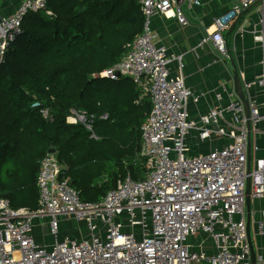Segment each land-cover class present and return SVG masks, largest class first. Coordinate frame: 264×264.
<instances>
[{"label":"built area","instance_id":"obj_1","mask_svg":"<svg viewBox=\"0 0 264 264\" xmlns=\"http://www.w3.org/2000/svg\"><path fill=\"white\" fill-rule=\"evenodd\" d=\"M136 1L144 16L142 31L122 58L99 75L127 76L150 99V112L140 126L144 177L133 179L127 174L100 201H83L55 152L47 151L36 177L35 211L13 208L0 197V264H251L247 177L254 264H264V207L255 205L256 200H264V156L256 154L258 138L264 136V0H233L204 26L203 42H212L220 56L228 58L224 32L246 9L254 4L259 9L252 32L261 50L260 71L251 78L239 77L248 117L233 84L225 81L212 91L214 102L206 111L192 114L191 107L207 91L187 86L180 71L171 73L169 63L178 61L180 69L181 57L168 55L154 41L150 26L154 15L170 10L177 23L185 26L183 4L199 7L202 0ZM45 2L21 0L12 14L0 17V64L8 44L23 33L25 15L43 9ZM32 106H39V101ZM40 112L49 117L47 108L41 107ZM93 117L71 109L66 120L82 122L90 137H95ZM191 136L220 145L188 155L185 141ZM63 219L77 224L75 237L62 236ZM38 227L42 232L46 229L49 242L46 235L41 238Z\"/></svg>","mask_w":264,"mask_h":264},{"label":"trees","instance_id":"obj_2","mask_svg":"<svg viewBox=\"0 0 264 264\" xmlns=\"http://www.w3.org/2000/svg\"><path fill=\"white\" fill-rule=\"evenodd\" d=\"M143 21L136 0H46L25 15L0 64V197L13 208H38L36 177L50 147L83 201H100L127 174L144 177L140 126L150 99L127 76L99 75L128 51ZM71 109L94 116L95 137L66 120Z\"/></svg>","mask_w":264,"mask_h":264},{"label":"crops","instance_id":"obj_3","mask_svg":"<svg viewBox=\"0 0 264 264\" xmlns=\"http://www.w3.org/2000/svg\"><path fill=\"white\" fill-rule=\"evenodd\" d=\"M20 1L0 0V17L12 14ZM232 3L233 0H202L201 6L192 8L183 4L188 19L185 26L177 23L171 16L170 10L166 15L157 14L151 18L150 26L155 43L163 46L168 55L181 57L180 69L178 61L173 60L169 63L171 73L176 74L180 71L187 86L195 91L205 90L208 93L196 107H191L192 114L206 111L214 102L212 91L218 88L221 82L233 84L230 57H221L212 42H203L204 26L209 24L214 16L228 9ZM255 9L257 6L243 12L231 23L233 28L230 29V25L224 32V36L228 39V34L234 30L229 37V49L234 55L239 77L243 74L246 78H251L260 71L258 60L261 57V50L252 32L259 15L258 10ZM224 102H226L225 99H223ZM192 137L196 139L195 136ZM218 143L219 141H213L203 146L208 151L212 145ZM258 143L260 149L256 154L264 156V136L258 138Z\"/></svg>","mask_w":264,"mask_h":264},{"label":"water","instance_id":"obj_4","mask_svg":"<svg viewBox=\"0 0 264 264\" xmlns=\"http://www.w3.org/2000/svg\"><path fill=\"white\" fill-rule=\"evenodd\" d=\"M255 4L252 6L254 7ZM251 7V8H252ZM250 9V8H249ZM246 9L244 12H246ZM233 28V25H231L230 29ZM226 42H227V38L225 37ZM227 49L229 51V47L227 45ZM230 62L232 65V81H233V88L235 93L237 94V96L240 98V100L243 102L244 104V108H245V114L248 117V104H247V99L243 93L242 87H241V83H240V78H239V74H238V69L236 67L235 61L233 58L230 57ZM249 130H250V124L249 121H247V131H248V135H249ZM249 138H248V152H247V172L249 173V169H250V152H249ZM48 152H55V148L54 147H50L48 149ZM245 209H246V229H247V238H248V243H249V251H250V259H251V264H254L255 262V250H254V246L252 243V239H251V235H250V228H249V224H250V213H251V194H250V180L249 177L246 178V184H245Z\"/></svg>","mask_w":264,"mask_h":264},{"label":"rangeland","instance_id":"obj_5","mask_svg":"<svg viewBox=\"0 0 264 264\" xmlns=\"http://www.w3.org/2000/svg\"><path fill=\"white\" fill-rule=\"evenodd\" d=\"M255 10H258L259 9H255ZM253 141V137L251 139ZM185 144L186 146L188 147L186 153L188 155H194L196 153H201V152H205L206 151V147L203 146V145H206L208 144V140L205 141V142H201V141H198L197 139H195L194 137H190V138H187L186 141H185ZM219 144V143H218ZM255 205H263L264 207V200H256L255 201ZM42 222H44V218H42ZM72 227V228H71ZM71 228V230H70ZM60 229L62 230V236H69V237H75L76 236V231H77V224L74 222V221H70V220H61L60 222ZM38 233L40 234L41 238L46 235V240L49 242L51 239H50V236L47 234V231L46 229L44 230L43 229V232H42V228L38 227ZM251 234H253L252 232V229H251ZM45 238V237H44Z\"/></svg>","mask_w":264,"mask_h":264},{"label":"snow or ice","instance_id":"obj_6","mask_svg":"<svg viewBox=\"0 0 264 264\" xmlns=\"http://www.w3.org/2000/svg\"><path fill=\"white\" fill-rule=\"evenodd\" d=\"M105 75H107V73H105Z\"/></svg>","mask_w":264,"mask_h":264}]
</instances>
